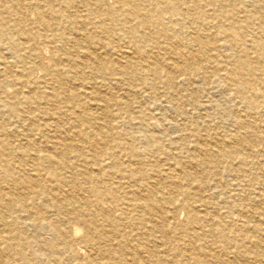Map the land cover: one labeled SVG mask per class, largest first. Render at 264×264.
Instances as JSON below:
<instances>
[{
	"label": "bare ground",
	"instance_id": "6f19581e",
	"mask_svg": "<svg viewBox=\"0 0 264 264\" xmlns=\"http://www.w3.org/2000/svg\"><path fill=\"white\" fill-rule=\"evenodd\" d=\"M0 264H264V0H0Z\"/></svg>",
	"mask_w": 264,
	"mask_h": 264
},
{
	"label": "rangeland",
	"instance_id": "374dc122",
	"mask_svg": "<svg viewBox=\"0 0 264 264\" xmlns=\"http://www.w3.org/2000/svg\"><path fill=\"white\" fill-rule=\"evenodd\" d=\"M212 119H217V118H212Z\"/></svg>",
	"mask_w": 264,
	"mask_h": 264
}]
</instances>
